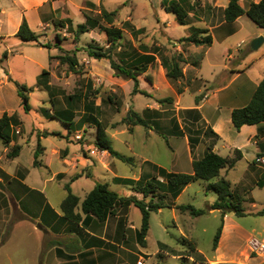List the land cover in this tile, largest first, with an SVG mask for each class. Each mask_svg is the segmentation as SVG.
<instances>
[{
  "label": "rangeland",
  "instance_id": "374dc122",
  "mask_svg": "<svg viewBox=\"0 0 264 264\" xmlns=\"http://www.w3.org/2000/svg\"><path fill=\"white\" fill-rule=\"evenodd\" d=\"M0 3L10 8L7 0H0ZM61 3L55 14L36 27V22L32 21L35 27L34 32L38 35V43L22 41L15 34L5 35L4 32L9 30L12 23L10 18L8 21V15L4 18L3 31L0 32V43L5 45L4 48L7 52L5 58L0 60V116L6 112L8 115L15 116L17 121L6 130L12 138L8 146L0 140V164L13 165L14 157L7 156V153L15 145H19L20 149L23 147L20 157L17 159L21 163L29 159L30 149L34 152L38 146L41 147L37 157L38 164L33 166L27 175V169L20 168L24 183L6 175L1 184L5 185L8 190H13L14 193L19 190L17 197L22 198V201L18 199L19 204L31 214L32 210L40 212L41 204L47 201L59 212V214L56 213V220L60 218L58 215H62L59 203L66 195L64 184L69 185L72 194L76 195L79 200L83 199L85 193L90 188L92 189L96 183H107L108 188L116 192L118 196L135 197L147 202L150 196L144 198L130 185L113 183L111 181L113 174L134 179L144 157L162 163L169 160V154L164 150L165 141L159 142V144L149 141L147 149H141L138 141L142 130H139V134H135L133 137L123 126L117 130H123V133L113 135L114 138L110 136L114 132L111 127H107L105 133L111 147L121 154L131 157V162H123L115 157L102 159L103 157L100 156L103 161L99 160V163L94 164L92 160L96 159L94 155L97 154H90L93 153L90 150L96 148L88 146L94 145L95 124L84 123L83 127L76 132L73 129H68V121L65 123L58 120V117L43 115L44 109L49 113H57L70 108L75 112L74 121L77 126L81 117L88 119L92 115L105 126L109 124L116 126L125 123L127 113L129 115L130 112H133L126 90V81L129 79L116 76L106 59L97 60L88 57L84 50L88 44L107 47L105 35L97 29H93L79 35L76 39L73 36V30L78 24L84 22V15L97 16L102 10L113 11L115 14L111 21L116 27L122 29L121 45L124 42L127 43V38H130V33L135 30V26L140 27L136 30H140L142 33V42L151 48L157 47L155 44L158 42L163 46L161 49L158 48V54L166 57L176 54L172 47L181 44L179 39L189 33L188 26L174 21L173 15L166 12L160 0H70L69 4H64L62 1ZM14 17L11 14L12 20ZM29 19L30 21L31 19L35 20L32 17ZM157 21H161L159 25ZM167 22L169 24L166 26ZM242 25L244 33L258 29L250 19L245 20ZM56 33H59L61 39L59 42L56 40ZM45 43H49V48L40 46ZM119 47L112 52L115 60H119L118 57L123 52L128 54V47L124 50ZM65 53L75 54L78 61L76 72L70 71L68 65L61 63L57 58ZM180 66L183 67L182 64ZM147 75L149 74L147 73ZM150 79L152 82L151 76ZM13 81L23 84L28 89L29 110L22 109ZM157 94L162 97L168 96L166 89L158 91ZM69 95L73 96V101L72 103L69 101L67 104ZM137 97L141 101L145 99L142 95ZM87 103L90 105L98 103L97 112L86 106L83 109V104ZM164 107L170 114V106L165 105ZM87 110H90L91 115H88ZM57 116L60 115L57 114ZM130 148L139 151L140 156L131 153ZM52 149H54L53 155H51ZM85 151H87L89 168H85L83 164ZM45 163L48 166H45ZM107 163H112V165L106 168L102 166ZM243 165L244 162L241 161L230 170L227 180L231 189L235 186L234 178L243 171ZM54 172L59 173V176L49 179ZM89 172L91 174L87 176ZM75 176H79V178L74 180ZM45 179L47 182L43 185ZM204 183V180L199 179L189 184L178 199V203L190 204L195 208H205L207 201L213 198L214 193L206 191ZM20 187L28 189L30 194L24 193ZM40 189H42V196L39 194ZM237 195L240 196L239 198H243L241 195ZM31 198L35 200L31 201ZM252 199L253 203H251ZM155 200L157 199L155 198ZM16 203L13 202L14 205ZM50 205L44 204V207L50 209ZM241 207L246 213L243 216H236L232 212L226 214L227 223L238 225V231L233 232L231 241L216 257L212 250V242L216 229L222 221L220 212L205 213L193 217L187 211L181 212L179 209L169 206L160 211L151 212L147 242L145 247H142L134 239L131 228L127 227L128 219L132 224L140 225L139 209L130 205L127 219L128 206H117L120 210L121 223L123 221L126 223L122 227L124 230L118 234V241L122 243L118 248L120 256L129 254V257L136 260V264L138 260H141L143 264H202V262L215 264L222 263L223 261L218 259L223 256H225L224 260L227 261V264H252L254 261L264 264L263 259L250 253L246 241L250 237L264 240V213L256 214L264 209V186H254L249 189L247 197L241 202ZM18 211L14 212L12 208L8 209L7 225L0 224V234L3 232L0 235V264H37L36 247L42 236L38 231H33L31 224L27 221L16 222L21 218L20 209ZM75 212L79 213L82 218L80 203L75 208ZM163 224L166 225V231L163 229ZM7 235L8 239H6ZM182 237L187 239L192 237V240L189 241L195 245V251L192 253L198 259L195 263L186 258L187 254L190 255L191 252L187 246L188 243L184 242ZM53 239L58 241L64 238L54 236ZM161 239L166 241L169 246L166 253L158 252L157 241ZM73 244L75 242L70 241V245ZM194 245L192 244V246ZM45 249L48 248L45 247ZM79 250L74 248L72 252ZM177 254L182 257H172Z\"/></svg>",
  "mask_w": 264,
  "mask_h": 264
},
{
  "label": "crops",
  "instance_id": "0c3cea01",
  "mask_svg": "<svg viewBox=\"0 0 264 264\" xmlns=\"http://www.w3.org/2000/svg\"><path fill=\"white\" fill-rule=\"evenodd\" d=\"M7 1L13 10H10V8L0 3V32L3 31L5 16L8 15V21L10 18V22H12L9 30L4 32L5 35L15 34L22 19H25L29 28L35 31L37 25L56 13L57 8L62 4L61 1L64 4H69L70 2V0ZM258 1L238 0V3L243 9H246L250 2ZM190 3L194 4V8L188 13L186 23L184 24L189 29V33L185 36L190 34L191 28L193 27L206 28L207 35L211 37V42L209 45H194L181 42V44L172 47V49L175 53H181L187 60L195 55L201 54L202 58L198 66L194 67L188 62L182 63V77L178 80H169L166 78L165 69L160 63L158 53H156L154 54L155 61L146 70L149 74L148 76H151L152 82L148 83L142 75L137 77L138 88L145 91L146 94L139 92L131 93L133 81L130 79L126 81V90L129 94L131 110L144 119L147 126L126 123L116 125L114 122L113 124L116 126L110 124L105 126L97 117L94 118L101 122L105 130L107 127H111L114 130L110 134L111 138L123 133V130L117 131L123 126L126 127V130L133 137L135 134H139V130H142L140 133L141 137L138 141L141 149H147L149 141L157 144L163 141L166 142L164 150L168 152L169 160L162 163L144 157L134 180L154 176L158 181H163L158 173L159 168H163L166 172L191 173L192 161L201 158L206 152L207 147H210L213 152L224 157H232L234 150L238 149L241 153V158L236 161L233 168L243 161V171L234 178L235 186L231 190L234 194H239L245 199L248 190L257 186V183L264 178V122L254 125H243L236 130L231 122V111L236 108H241L249 102L256 86L264 77V28L256 25L258 29H252L251 32L244 33L242 31V23L249 19L245 14L236 18L233 22H225L223 19V10L227 6L228 0H192ZM10 11L15 16L13 20L11 19ZM171 14L173 15V20L177 22L175 15L173 13ZM30 17L35 20L31 19L30 21ZM32 21L36 22L35 27ZM174 21L171 22L174 23ZM160 22L157 21V24L159 25ZM168 24L169 22L166 23V26ZM139 28L134 27L135 30ZM141 34L140 32L137 34L130 33V38H127V43L124 42L119 48H123L124 50L128 47V53L136 48L138 52L140 51L142 53L139 48L142 46L149 47V45L142 42ZM256 37H262L263 41L257 49H252L250 43ZM155 45L159 49L163 47L158 42ZM4 47L5 45L0 43L1 55L3 52L7 55ZM162 89L167 90L168 96L162 97L157 94ZM138 95L144 96L145 99L141 101L138 99ZM166 98H172V102H159ZM165 105L170 106V114L167 113L168 109L164 107ZM85 106L97 112L99 104H83V109ZM87 113L90 114V110H87ZM82 114L84 115L85 113ZM127 117H129L128 113ZM88 121L81 122L77 126L73 118L74 127L71 129L78 132L84 123H89ZM90 123L93 122L90 121ZM92 146L94 145H89L88 147L90 148ZM22 148L19 154L13 158L12 162L14 163L12 166L8 163L0 164V224L7 225L9 219L8 209L12 208L14 212H19L18 209H20L21 218L16 222L27 221L31 224L33 231H38L42 236L36 247L37 264H136V260L129 257V254L120 256L118 248L122 243L118 241V234L121 230H124L122 227L126 223H123L124 221L121 223L120 210L117 207L113 209V214L107 216L102 222L94 216H90L84 220L85 216L82 214L79 222L72 224L65 220H56L59 212L47 201L41 204L42 208H40V212L32 210V214L19 204L22 201V198L17 197L19 190H16L14 193L13 190H8L5 185L2 186L1 181L7 175L11 178L19 179L22 183L25 182L20 168L27 169L26 175L30 172L33 168V156L31 154L33 151L30 149L29 159L21 163L17 159L20 157ZM54 149L51 150V155H53L52 152ZM130 151L140 156L139 151H135L132 148H130ZM90 152V154L98 155H94L96 158L92 160L94 164L99 163V160L103 161L100 159V156L103 157L102 159L112 157L105 150L91 149ZM84 155L85 161L83 164L85 168H89L87 151H85ZM111 165L112 163H107L102 166L106 168ZM45 166L48 165L45 163ZM233 168L221 169L219 175L211 181L220 178L227 180V177L230 175V170ZM90 174L89 172L87 176H90ZM56 176H59V173L54 172L49 179H55ZM115 176L113 174L112 178ZM45 182H47L46 179L43 180V185H45ZM206 184L207 181L203 184L204 189ZM188 186L189 184L174 198L167 193L163 198L164 202L173 208L181 205L178 203V199ZM263 186L264 184L261 187ZM20 189L24 193L30 194L28 189L24 187H20ZM41 190L39 194L42 196L43 193ZM90 190L91 188L85 195ZM215 199L216 194L214 193L213 198L207 201L205 208L213 203ZM34 200V198H31V201ZM81 201L82 199L79 200V203ZM253 201L252 199L251 203ZM13 202L16 204L14 205ZM44 204L50 205V209L45 208ZM129 209L130 205L126 212L127 219ZM208 213L214 214L219 213V211L210 210ZM226 214L222 217L220 236L217 246L213 251L216 257L225 249L228 242L231 241L233 232L235 230L238 231V225L231 224V222L227 223ZM127 227L131 228L134 239H136V230L139 225L132 224L128 219ZM73 229H79V233L73 231ZM163 229L166 231L165 224H163ZM2 234L3 232L0 235ZM181 235L184 236L183 234ZM54 236H59L64 239L55 241L56 239H53ZM8 237L7 235L6 239ZM183 238L187 239L186 237ZM187 240H192V237H189ZM70 241L75 242V244L70 245ZM146 242L147 238L145 239V244ZM157 246L158 252L160 253H166L169 249L168 244L163 239L157 241ZM45 247L48 249H45ZM74 248L80 250L78 252H72ZM187 255L186 258L188 261L195 263L198 260L193 255ZM172 257L179 258L182 256L177 254L172 255ZM224 259L225 256L218 259L221 262L223 261L220 264H227V261ZM202 264L209 263L202 262ZM252 264L263 263L254 261Z\"/></svg>",
  "mask_w": 264,
  "mask_h": 264
},
{
  "label": "trees",
  "instance_id": "16d2710c",
  "mask_svg": "<svg viewBox=\"0 0 264 264\" xmlns=\"http://www.w3.org/2000/svg\"><path fill=\"white\" fill-rule=\"evenodd\" d=\"M161 3L166 11L175 15L177 23L181 25L186 23L188 13L194 8V4H191L189 0H161ZM114 14L113 11L106 12L105 10H102L99 11V15L97 16L84 15V22L76 26L72 32L73 36L77 39L79 35L93 29H97L99 32L103 33L105 35L107 47L88 44L84 49L86 55L97 60L106 59L116 76H121L133 81L132 93L139 92L141 94H146L145 91L138 88L137 77L142 75L147 81L151 82L150 76L146 74V70L148 69V66L155 61L154 54L158 53L159 49L158 47L151 48L148 46H142L139 48L142 53L134 48L128 54H124V52L121 53L118 57L119 60H115L112 56V52L115 48L121 46L120 41L122 39V29L116 27L112 23L111 18ZM243 14H245L255 25L264 28V0L250 2L246 9H243L239 5L238 0H228L227 6L223 10V19L225 22H233ZM139 32L140 30H133L131 33L137 34ZM15 35L22 41L38 43V35L29 28L25 19H22ZM55 37L57 42L61 40L59 33H56ZM179 42L191 43L194 45H209L211 37L207 35L206 28L193 27L191 28L190 34L181 37ZM40 46L49 48V43ZM75 51H77V49H75ZM158 55L160 63L165 69L166 78L169 80H178L182 77V68L180 64L188 62L192 66L197 67L202 58V55L199 54L188 59V61L181 53H176L170 57H166L160 53ZM5 56L6 53L3 52L0 60L5 58ZM57 58L61 63L67 64L70 71L76 72L78 61L74 53H65ZM13 84L22 109L24 111L29 110L28 89L23 84L16 81H13ZM178 91H180V89H178ZM69 101L72 103V95L67 97V104ZM159 102H172V98L162 99ZM57 114L60 116H57ZM43 115L46 117H58V120H62L65 123L68 121L67 125L69 129L74 127L73 118L75 112L70 108L58 111L57 113H49L44 109ZM87 120H89L88 122H93L96 126L94 146L97 150H105L112 157L123 162H131V157L125 156L111 147L109 138L105 133V127H103L101 122L97 121L93 115L92 117L89 116L88 119H82L81 117L79 123L87 122ZM15 122H17L15 116L8 115L6 112H3L0 116V140L6 146H8V143L12 140L6 130ZM231 122L236 130L243 125H254L264 122V77L256 86L249 102L245 106L231 111ZM125 123L147 126L146 121L135 112L129 113V117L126 118ZM214 136L216 135L214 134ZM40 148L41 147L38 146L33 152V166L38 164L37 157ZM19 151L20 146L15 145L13 149L7 153V156L16 157L19 154ZM240 158L241 153L238 149L234 150L232 157H224L213 152L210 147H207L206 152L201 158L192 161L191 173L166 172L163 168H159L158 173L163 181H158L154 176L150 178H139L138 180L115 176L112 178L113 183L130 185L135 191L140 192L144 198L150 196L149 200L145 202L144 200L135 197L118 196L116 192L108 188L107 183H96L80 202V212L85 216L84 220L90 216H94L102 222L107 216L113 214V209L117 206L127 207L131 204L136 206L141 214L140 225L136 230V239L142 247H145V238L149 230L150 213L156 212L160 208L170 206L163 200L167 193L174 198L186 185L200 179L207 181L205 186L206 191H212L216 194V199L213 203L206 208H195L190 204L177 205L176 208L181 211H187L192 216L202 215L208 213L210 210H218L222 217L228 212H232L236 216H243L246 214L241 207V202L244 199L239 198L240 196L233 193L230 183L223 178L211 181L219 175L221 169L233 168L236 161ZM77 177L79 176H75L74 179ZM263 184L264 178L257 183V186L261 187ZM63 188L66 191V195L59 205L62 213V215L59 216V219L68 221L72 224H77L80 220V214L75 212V208L79 203V198L72 194L68 184H64ZM160 191L161 193H159ZM155 198L157 200H155ZM263 213L264 209L258 211L256 214L260 215ZM221 228L222 223L218 226L213 236V251L217 246ZM73 231L79 233V229H73ZM183 241L188 243L187 246L191 252L190 255H193L192 253L195 251V246H192V244L194 245V243L185 238H183Z\"/></svg>",
  "mask_w": 264,
  "mask_h": 264
},
{
  "label": "built area",
  "instance_id": "2783aa9c",
  "mask_svg": "<svg viewBox=\"0 0 264 264\" xmlns=\"http://www.w3.org/2000/svg\"><path fill=\"white\" fill-rule=\"evenodd\" d=\"M247 246L250 253L259 256L264 260V240H259L255 237H250L247 240ZM137 264H143V262L141 260H138Z\"/></svg>",
  "mask_w": 264,
  "mask_h": 264
},
{
  "label": "water",
  "instance_id": "95a60500",
  "mask_svg": "<svg viewBox=\"0 0 264 264\" xmlns=\"http://www.w3.org/2000/svg\"><path fill=\"white\" fill-rule=\"evenodd\" d=\"M263 41V38L262 37H256L254 38L251 43H250V47L252 49H257L259 47V45L261 44V42ZM2 188V186H1Z\"/></svg>",
  "mask_w": 264,
  "mask_h": 264
}]
</instances>
